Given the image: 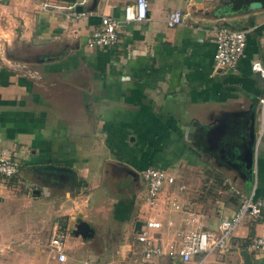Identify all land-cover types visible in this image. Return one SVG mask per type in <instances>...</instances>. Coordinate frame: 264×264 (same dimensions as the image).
<instances>
[{
  "label": "crops",
  "instance_id": "0c3cea01",
  "mask_svg": "<svg viewBox=\"0 0 264 264\" xmlns=\"http://www.w3.org/2000/svg\"><path fill=\"white\" fill-rule=\"evenodd\" d=\"M43 1L68 5L81 0H0V139L13 156L26 159L15 178L31 185L41 177L57 186L59 180L75 187L82 182V200L65 193L73 203L65 215L89 223L94 237L83 241L71 236L74 223L69 224L66 262L48 256L47 245L35 250L34 262L135 264L141 257L135 236L148 218L139 219L147 206L140 169L176 167L179 174L170 175L175 184H165L159 194L163 240L181 227L186 210L215 230L237 209V195L234 204L227 201L201 213L190 209L185 199L190 189L191 205L195 200L198 174L222 175L223 181L211 177L208 182L244 194L254 171L256 197L264 199L259 103L264 80L252 69L254 63L264 66V8L253 5L225 16L227 0H147L146 19L125 23L123 8L134 0H85L81 9L86 16L78 20L39 11ZM176 10L183 23L168 28L167 19ZM102 16L120 22L118 42L88 49L86 41ZM222 25L250 30L235 69L215 68V35ZM251 117L254 163L248 172L243 157ZM188 174H195V180ZM7 183L1 194H7ZM99 187L109 202L101 196L90 209L89 196ZM34 190V199H41L36 196L40 189ZM172 201L181 210L173 209ZM255 237H264V222L250 219L234 234L222 261L243 264L240 252L245 250L252 264H264L263 252L250 256L248 246Z\"/></svg>",
  "mask_w": 264,
  "mask_h": 264
},
{
  "label": "built area",
  "instance_id": "2783aa9c",
  "mask_svg": "<svg viewBox=\"0 0 264 264\" xmlns=\"http://www.w3.org/2000/svg\"><path fill=\"white\" fill-rule=\"evenodd\" d=\"M85 4L81 0L75 4H52L47 1L40 2L37 6L39 11L54 16H63L69 20H78L86 16L83 10H79ZM148 9L147 0H134L123 8V21L125 23L141 22L146 19ZM183 23V14L180 10L172 12L166 22L168 28H173ZM120 22L110 16H102L100 26L92 31L86 41L88 49L111 48L118 42ZM250 30L231 29L220 26L215 35V68L216 70L235 69L239 60L244 55L247 34ZM252 69L258 72L264 80V66L254 63ZM260 114L264 118V99L259 101ZM20 171V165L13 153L6 150L0 139V177L10 180L15 178ZM143 184L146 188V204L151 210L142 228L137 232L135 240L141 247V257L135 264H151L163 261L164 264H208L207 259L211 254L224 255L229 252V238L243 218L248 217L252 221L264 222V199L256 197L255 189L242 194L235 191L239 196L237 209L228 217L220 220L215 230L205 228L202 216L192 210H186L181 214L182 225L168 240L159 236L163 224L160 214L163 209L159 206V194L165 184L174 185L172 176H167L163 170L149 168L142 173ZM178 190H183L179 187ZM176 210L181 207L175 201ZM170 225V224H169ZM69 233L54 228L47 241L48 256L55 254L59 263L66 262L64 243ZM249 249L252 252H264V237H255L250 240ZM7 249V248H6ZM4 249L0 248V252ZM27 264H38L29 262ZM81 264H89L82 262Z\"/></svg>",
  "mask_w": 264,
  "mask_h": 264
},
{
  "label": "rangeland",
  "instance_id": "374dc122",
  "mask_svg": "<svg viewBox=\"0 0 264 264\" xmlns=\"http://www.w3.org/2000/svg\"><path fill=\"white\" fill-rule=\"evenodd\" d=\"M32 64L33 63H30V65ZM14 158L15 161L19 163L20 168H22V162H24L26 159L22 160V158H19L17 155H15ZM145 170L146 169H140L138 171V174L141 176V185L143 187L145 186L142 180V173ZM161 170H163V172L167 176L172 175L174 177H179L176 167H174L173 169ZM21 175L22 173L20 174V176ZM198 175L199 179L194 182V184L197 183V190L195 192L196 196L195 198H192L193 200H195L191 205V196L189 194L190 189H188V194L186 195L185 199L188 201L186 203L190 204V209H194L197 212L200 211L199 213H201L203 212V210L205 211V208H217L218 205L221 206L222 203H226L227 201L233 203V200H235L234 203H237L239 196L237 195V198L234 190H231L229 186L225 188L221 185H215V183H213L214 181L220 182L224 178L222 175H212L209 173ZM185 176H187V178L192 177L194 180L196 178L195 174H188ZM220 176L222 179L219 178ZM211 177L216 178L212 180L213 182L209 183L208 179H210ZM182 179H180V181L184 180ZM6 181L9 183H7V194H4V191L2 194L0 193V197L4 199L3 201H0V248L4 249V252H0V264H27L29 262H34V253L36 252L35 250H46L47 241L52 230L55 227L61 230H65L67 225H71L72 223H74L73 230L75 229V219L79 218V216H72L75 218L71 220L70 217L65 215V211L73 205L72 201L68 199L70 196L73 200L77 201L82 200V197L85 198V191L80 190L82 188L80 187L82 182H80L79 185L75 187L74 184L70 181L65 182L63 180H59L57 186L54 185L56 182L52 181L48 183L47 177H41L37 180V184L31 185L30 182H25L18 178L7 180L0 177V187H2V184ZM256 183L257 177L253 171V182H251L252 186H247L248 188L244 190V192H246L244 194L249 193L253 188L256 191ZM44 187H47L49 190L43 191ZM63 187H65V189ZM70 187L72 188L69 189ZM37 188L40 189V191L37 192L36 195H41V199L39 200L34 199V189ZM65 193H70V196H66ZM78 196H81L80 199L78 198ZM101 196L104 203L109 202V199L107 197L104 196L105 199H103V192L99 187L89 196L90 209H93V207L97 206ZM175 196L179 201V196ZM107 204L108 206L110 205L109 203ZM145 204L146 203L144 201V205ZM171 207L175 209L176 205H171ZM106 210H108V208ZM147 216H149V210L145 205L144 211L139 215V219L145 220ZM249 221L250 218L248 217L242 219L240 224L231 234L228 244L230 243L234 234L241 227H243L245 223H249ZM107 225L109 224L107 223ZM66 232H70L69 229H66ZM70 235L72 236L71 233ZM68 239V242H70L72 240V237ZM5 246L8 247V249H5ZM78 251L82 252L80 249H78ZM249 253L250 256H252L253 252H251V250L249 251ZM263 253L260 252L254 254ZM227 254L228 253L224 254L223 256L211 254L207 259V263L226 264L222 260L227 256ZM87 260L90 262V257H88Z\"/></svg>",
  "mask_w": 264,
  "mask_h": 264
},
{
  "label": "water",
  "instance_id": "95a60500",
  "mask_svg": "<svg viewBox=\"0 0 264 264\" xmlns=\"http://www.w3.org/2000/svg\"><path fill=\"white\" fill-rule=\"evenodd\" d=\"M195 3H201V0H193ZM228 3H225L222 7V13L223 15H230L232 13H240L248 10L251 6H259L261 8H264V0H227ZM79 10H82L81 8ZM38 63L42 61H37ZM253 117L249 120V124L247 125V135H248V145L249 148H246L245 154L243 157V162L245 165V169L248 172H252V166L254 163L253 159V151L251 149L253 143H254V131H253ZM76 225L75 229L72 231L73 237H79L83 241L90 240L94 237V229L91 227L89 223L86 221L81 220V218H76ZM240 257L243 260V264H252L249 254L243 250L240 252Z\"/></svg>",
  "mask_w": 264,
  "mask_h": 264
},
{
  "label": "trees",
  "instance_id": "16d2710c",
  "mask_svg": "<svg viewBox=\"0 0 264 264\" xmlns=\"http://www.w3.org/2000/svg\"><path fill=\"white\" fill-rule=\"evenodd\" d=\"M13 179V178H12ZM12 179H10V180H12Z\"/></svg>",
  "mask_w": 264,
  "mask_h": 264
}]
</instances>
